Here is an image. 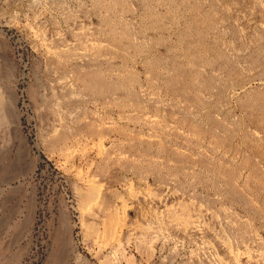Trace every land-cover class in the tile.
Instances as JSON below:
<instances>
[{"label":"rangeland","instance_id":"1","mask_svg":"<svg viewBox=\"0 0 264 264\" xmlns=\"http://www.w3.org/2000/svg\"><path fill=\"white\" fill-rule=\"evenodd\" d=\"M0 264H264V0H0Z\"/></svg>","mask_w":264,"mask_h":264}]
</instances>
